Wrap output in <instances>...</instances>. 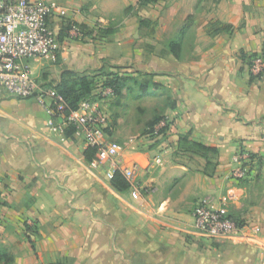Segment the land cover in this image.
Wrapping results in <instances>:
<instances>
[{
  "label": "crops",
  "instance_id": "obj_1",
  "mask_svg": "<svg viewBox=\"0 0 264 264\" xmlns=\"http://www.w3.org/2000/svg\"><path fill=\"white\" fill-rule=\"evenodd\" d=\"M66 6L71 18L77 5ZM169 7L171 14L187 9L179 17L183 25L203 5ZM78 16L70 20L80 23ZM208 18L193 22L201 37L185 46L181 59L135 49L117 31L113 39L88 43L65 37L59 62L33 61L36 78L51 67L42 84L54 87L66 68L91 74L108 61L131 65L146 52L145 71L177 106L165 113L174 121L160 145L129 146L121 157L122 165H138L145 185L140 198L113 188L110 161L93 166L83 139L55 132L36 97L2 93L0 245L14 254V264H264V78L251 75L248 62L254 53L264 55V5H220ZM218 18L234 29L212 36L205 26ZM62 23L53 17L59 33ZM188 132L218 148L212 176L204 173L202 157L179 151V135ZM241 149L256 158L250 176L235 179ZM156 156L161 165L154 164ZM206 198L240 221L237 235L213 239L194 228L193 210Z\"/></svg>",
  "mask_w": 264,
  "mask_h": 264
},
{
  "label": "built area",
  "instance_id": "obj_2",
  "mask_svg": "<svg viewBox=\"0 0 264 264\" xmlns=\"http://www.w3.org/2000/svg\"><path fill=\"white\" fill-rule=\"evenodd\" d=\"M59 0H0V96L7 92L17 97H36L50 114V125L55 132L65 134L72 131L74 137L83 139L87 147L96 149V158L91 162L97 166L110 161L112 179L116 170L124 175L134 198H140L145 185L138 179V165H122L125 146L109 138L108 103L116 96L110 85H101L95 93L84 98L77 109H70L64 97L54 88L41 84L34 74L32 61L59 59V32L52 25L56 13L65 15L67 9L58 5ZM83 29L74 25L69 38L84 37ZM251 73L264 78V55L259 53L250 63ZM168 114L155 127L157 134L167 126ZM150 135V134H149ZM255 156L250 150L241 149L235 155L236 167L232 171L235 179H246L252 172ZM163 163L161 156L154 164ZM194 228L213 238H228L241 231L239 223L230 217L225 208L214 207L209 199H202L192 213Z\"/></svg>",
  "mask_w": 264,
  "mask_h": 264
},
{
  "label": "rangeland",
  "instance_id": "obj_3",
  "mask_svg": "<svg viewBox=\"0 0 264 264\" xmlns=\"http://www.w3.org/2000/svg\"><path fill=\"white\" fill-rule=\"evenodd\" d=\"M68 1L59 0L58 5H63L65 7H68L66 5H77L76 9H73V6H69L74 10L71 18L68 16L69 14L61 15L58 13H56L54 17L59 18L61 22L65 23L73 19L74 16L79 15L77 20L79 19L78 21H80V24L86 25V27L82 28L85 35L82 38L75 36L72 40L88 43L94 41L99 36H103L101 33L104 28H115L118 31V37L126 35L135 49H144L147 52L151 51V49H157V52L161 55H164V52L167 53L166 48L168 42L170 39L177 36L182 26L179 25V17L187 11V9L185 10L184 8V12L177 10L173 12L174 14H171L169 5H203L201 14L195 15L196 19L194 18V22L200 24L208 21V16H210L214 10L218 12L220 5H264V0H160L158 3L146 7H138V0ZM129 5H135V9L127 14L125 10ZM165 10H168V12H165ZM146 17L153 18L155 25L148 28L140 27L139 19ZM217 21L224 23L219 18L210 20L205 26L207 32H209L211 28L212 30L220 28V24H216ZM133 24L134 26L132 27ZM201 32L202 31L199 27L197 28V26L196 29L194 26V28L189 31L186 45L188 49L191 46L192 40H194L193 38L196 36L201 37ZM117 33L108 35L107 37L113 39ZM134 33L137 35V38L134 37ZM151 40V43L154 44H150L149 41ZM204 41L203 46L208 45V41ZM147 57L145 52L143 59L135 60L131 65L124 63V65L115 64L111 63V61L105 62L103 65L106 68L104 73L112 74L110 77L122 76L130 78V80L122 84L121 94L110 99L108 103L109 131L107 132L109 138L124 145L125 149L129 148V146H135V148H137L138 145L152 147H157V144L160 145V141L158 140L160 137L154 140L151 135L147 134L149 129L148 123L155 117L164 115L168 110V104L171 103V100L168 98L170 96L168 89L159 88L157 90L152 87L151 93L145 94L141 92L139 85L135 83V78H139L141 81L147 79L154 80V76L149 75V73L145 71V69L147 70ZM252 58H254L252 55L248 57L249 64ZM139 63H143L144 65L139 67ZM32 64H34L33 61L31 62V65ZM137 68H141V71H138ZM50 69V66H46L38 73L37 79L41 84L44 82V79L47 80V78H44V73L46 71L53 75ZM91 74L99 78H103L104 76L99 70L93 71ZM251 75L253 74L251 73ZM52 80L55 82V77ZM100 84L101 83H99L98 86H100ZM43 85L49 86L50 84L45 83ZM97 89L98 87L96 90ZM168 130L165 132L164 136L168 133ZM165 141L166 143L169 142L168 139ZM169 144L172 145L173 143L169 142Z\"/></svg>",
  "mask_w": 264,
  "mask_h": 264
},
{
  "label": "trees",
  "instance_id": "obj_4",
  "mask_svg": "<svg viewBox=\"0 0 264 264\" xmlns=\"http://www.w3.org/2000/svg\"><path fill=\"white\" fill-rule=\"evenodd\" d=\"M160 0H138V7H146L155 3H158ZM135 9L134 5H130L127 7L125 12L131 13ZM140 27H151L153 25V21L146 17V18H140ZM194 22V16L189 15L184 24L181 26V28L178 31L177 36H175L173 39H170V41L167 44L166 51H169L172 53L176 58L181 59L182 53L184 51V48L186 46V40L187 35L191 29V26ZM220 24V28L212 30L210 29L209 33L211 35H217L220 33L225 32H231L234 29V26L232 24L222 23L220 21H217L216 24ZM74 25H78L81 28L86 27V25H82L76 21L68 20L67 22L63 23V26L59 33V41L60 43L63 42L65 37L69 36V31L72 29ZM117 32V29L115 28H104L102 30L103 36L113 35ZM259 53H254L252 56H256ZM59 61V60H58ZM106 68L103 66L99 71L101 74L103 73V78H99L92 74H85V73H79L72 69H64V71L61 74V78L59 83L57 85H54V88L64 97L65 101L67 102L70 109H77L79 106V103L86 97H89L93 95L96 91V88L99 87L98 84L101 85H110L114 88L116 95L121 94V86L124 82L130 80L129 77H110V73L105 74L104 71ZM149 75H153L149 73ZM98 78V79H97ZM100 79V80H99ZM135 83L139 85L142 93H151L152 87L154 89L159 88H166L163 84L156 82L154 80H145L141 81L139 78H135ZM171 100V103L168 104V108H175L177 106V101L170 96L168 97ZM168 114H164L162 116H157L153 120H151L148 123L149 129L147 131V134H150L152 136V139H156L158 137L164 136L165 132L171 127L174 119L169 120L167 123V126L162 128L157 134H153L155 127L161 122L162 119H164ZM107 131H109L107 129ZM69 136H73L72 131H68L67 133ZM178 147L179 151L183 154H194L202 157L205 160V167H204V173L212 176L215 173L216 168V159L219 153V150L217 147L214 146H208L200 142H196L190 138V133L180 134L178 139ZM96 149L92 147H88L86 150V158L89 162H92L96 158ZM253 156L255 154L253 153ZM256 157V156H255ZM111 185L113 188H115L117 191L120 192H126L130 189L129 182L124 177V175L120 172V170H116L114 173V176L111 179ZM234 219V218H233ZM239 225H241L240 221L238 219H235ZM15 263V257L14 254L11 253L9 250L3 248L0 245V264H14Z\"/></svg>",
  "mask_w": 264,
  "mask_h": 264
}]
</instances>
